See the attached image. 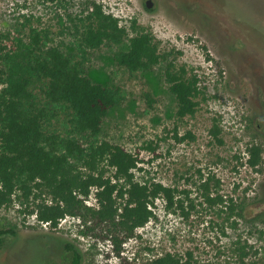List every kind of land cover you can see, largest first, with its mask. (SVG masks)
<instances>
[{
	"label": "rangeland",
	"instance_id": "374dc122",
	"mask_svg": "<svg viewBox=\"0 0 264 264\" xmlns=\"http://www.w3.org/2000/svg\"><path fill=\"white\" fill-rule=\"evenodd\" d=\"M85 1L0 0V33L48 29L75 52L79 36L68 13H81ZM96 1L128 27L136 20L169 53L154 69L131 72L113 57L129 48L126 39L93 50L88 73L126 94L106 116L102 137L137 152L136 178L178 188L182 207L168 208L160 198L156 216L117 249L101 226L88 227L91 221L69 216L46 226L30 211L33 201L15 199L0 206V229L16 231L4 238L0 264H70L68 242L81 251V264H152L168 251L213 264H264V0H153L151 8L147 0ZM170 61L200 78L199 110L183 120L165 77ZM176 129L186 136L181 142ZM252 143L263 148L256 168L247 163ZM205 180L223 202L205 199ZM88 202L96 204L94 194Z\"/></svg>",
	"mask_w": 264,
	"mask_h": 264
},
{
	"label": "trees",
	"instance_id": "16d2710c",
	"mask_svg": "<svg viewBox=\"0 0 264 264\" xmlns=\"http://www.w3.org/2000/svg\"><path fill=\"white\" fill-rule=\"evenodd\" d=\"M64 6L69 0H48ZM79 36L76 51L68 53L55 43L48 29L26 25L17 32L0 33V206L15 199L33 201L38 219L58 227L67 215L101 226L117 249L125 238L156 216V202L182 207L178 188L159 180L140 181L139 154L102 137L109 111L126 98L121 85L95 81L88 73L90 53L102 46L122 44L113 57L131 72L149 71L165 59L155 36L136 20L128 27L101 2L87 0L81 13H68ZM133 31L131 34L130 32ZM166 81L177 100V118L197 113L200 78L185 66L170 61ZM150 106L155 101L146 92ZM181 142L186 136H173ZM222 141V140H220ZM149 147H152L151 143ZM154 148V147H153ZM247 163L258 167L263 160L260 144L248 146ZM111 169L114 174H109ZM202 183L205 199L223 202ZM94 194L96 204L88 202ZM232 213L236 204L233 203ZM14 228L0 229V248ZM70 264H81L83 255L73 242ZM152 264H213L207 260L168 251Z\"/></svg>",
	"mask_w": 264,
	"mask_h": 264
},
{
	"label": "water",
	"instance_id": "95a60500",
	"mask_svg": "<svg viewBox=\"0 0 264 264\" xmlns=\"http://www.w3.org/2000/svg\"><path fill=\"white\" fill-rule=\"evenodd\" d=\"M153 3H154L153 0H147L146 1V5L148 8H151L153 6Z\"/></svg>",
	"mask_w": 264,
	"mask_h": 264
},
{
	"label": "built area",
	"instance_id": "2783aa9c",
	"mask_svg": "<svg viewBox=\"0 0 264 264\" xmlns=\"http://www.w3.org/2000/svg\"><path fill=\"white\" fill-rule=\"evenodd\" d=\"M69 216H70V215L65 216L64 218L61 219V221H63L65 218H67V217H69ZM61 221H60V222H61ZM42 222H43V221H42ZM43 223H45L46 226L50 225V222H43ZM59 224H60V223H59Z\"/></svg>",
	"mask_w": 264,
	"mask_h": 264
}]
</instances>
